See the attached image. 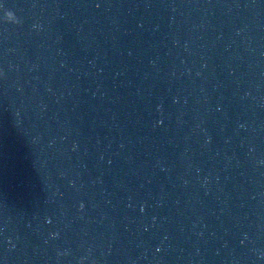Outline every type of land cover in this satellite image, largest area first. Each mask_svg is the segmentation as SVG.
<instances>
[{
  "label": "water",
  "instance_id": "95a60500",
  "mask_svg": "<svg viewBox=\"0 0 264 264\" xmlns=\"http://www.w3.org/2000/svg\"><path fill=\"white\" fill-rule=\"evenodd\" d=\"M0 264H264V0H0Z\"/></svg>",
  "mask_w": 264,
  "mask_h": 264
},
{
  "label": "clouds",
  "instance_id": "9594fccd",
  "mask_svg": "<svg viewBox=\"0 0 264 264\" xmlns=\"http://www.w3.org/2000/svg\"><path fill=\"white\" fill-rule=\"evenodd\" d=\"M5 18L13 23H20V20L16 17L15 13L11 10L5 12Z\"/></svg>",
  "mask_w": 264,
  "mask_h": 264
}]
</instances>
